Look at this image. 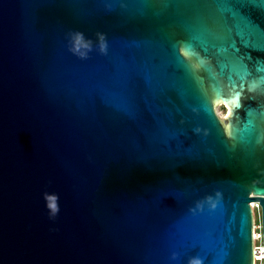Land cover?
<instances>
[{"label": "water", "instance_id": "obj_1", "mask_svg": "<svg viewBox=\"0 0 264 264\" xmlns=\"http://www.w3.org/2000/svg\"><path fill=\"white\" fill-rule=\"evenodd\" d=\"M251 201L264 0H0V264H254Z\"/></svg>", "mask_w": 264, "mask_h": 264}, {"label": "built area", "instance_id": "obj_2", "mask_svg": "<svg viewBox=\"0 0 264 264\" xmlns=\"http://www.w3.org/2000/svg\"><path fill=\"white\" fill-rule=\"evenodd\" d=\"M253 213L252 239L254 264H263L264 241H263V219L261 206L258 201L250 202Z\"/></svg>", "mask_w": 264, "mask_h": 264}, {"label": "rangeland", "instance_id": "obj_3", "mask_svg": "<svg viewBox=\"0 0 264 264\" xmlns=\"http://www.w3.org/2000/svg\"><path fill=\"white\" fill-rule=\"evenodd\" d=\"M215 112L221 118L223 122H226L227 117V108L221 102H217L214 105ZM252 202V201H251Z\"/></svg>", "mask_w": 264, "mask_h": 264}, {"label": "clouds", "instance_id": "obj_4", "mask_svg": "<svg viewBox=\"0 0 264 264\" xmlns=\"http://www.w3.org/2000/svg\"><path fill=\"white\" fill-rule=\"evenodd\" d=\"M212 207H215V204H213ZM189 264H202V261L198 258H195V259L190 260Z\"/></svg>", "mask_w": 264, "mask_h": 264}, {"label": "snow or ice", "instance_id": "obj_5", "mask_svg": "<svg viewBox=\"0 0 264 264\" xmlns=\"http://www.w3.org/2000/svg\"><path fill=\"white\" fill-rule=\"evenodd\" d=\"M105 50H106V48H105Z\"/></svg>", "mask_w": 264, "mask_h": 264}]
</instances>
